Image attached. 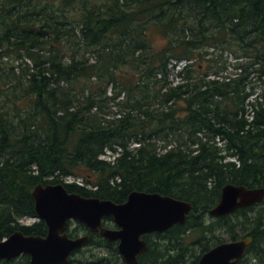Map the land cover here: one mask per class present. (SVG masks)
Here are the masks:
<instances>
[{
    "label": "trees",
    "instance_id": "1",
    "mask_svg": "<svg viewBox=\"0 0 264 264\" xmlns=\"http://www.w3.org/2000/svg\"><path fill=\"white\" fill-rule=\"evenodd\" d=\"M41 183L192 202L141 264H196L220 230L252 236L242 263L264 264L261 205L205 221L226 185L264 188V0H0V241L47 234L21 223ZM109 252L92 264H118Z\"/></svg>",
    "mask_w": 264,
    "mask_h": 264
},
{
    "label": "water",
    "instance_id": "2",
    "mask_svg": "<svg viewBox=\"0 0 264 264\" xmlns=\"http://www.w3.org/2000/svg\"><path fill=\"white\" fill-rule=\"evenodd\" d=\"M32 194L38 216L48 225V234L46 237H34L16 232L0 241V260L12 261L28 254L31 264H68L71 254L90 240L89 236L71 239L65 233L68 221L74 219L87 225L94 233L100 231L110 241L120 239L119 249L127 263L138 264L137 255L147 248L141 236L165 232L176 224H184L193 209L192 203L145 192H133L125 204L119 205L110 200L71 194L62 184H40ZM263 200L264 189L227 185L220 203L210 214L214 217L228 215ZM105 217H114L122 230L103 228ZM252 242V238H247L221 244L207 252L198 264H239Z\"/></svg>",
    "mask_w": 264,
    "mask_h": 264
},
{
    "label": "rangeland",
    "instance_id": "3",
    "mask_svg": "<svg viewBox=\"0 0 264 264\" xmlns=\"http://www.w3.org/2000/svg\"><path fill=\"white\" fill-rule=\"evenodd\" d=\"M229 53L231 54L230 51L224 52V53H223V59H224V60H227V61H228V65L232 66V68H231V69H233L232 72H235V71L240 72L239 70H234V69L236 68V67H235V62H236V60H234V58L231 57ZM216 54H221V52H217ZM214 56H218V55H214ZM243 61H246V63H248V62H250V61H252V60L247 59V60H243ZM13 65H14V64H11V63L6 64L5 61L2 62V66H3L5 69H2L1 72H2L3 70H5V71L8 73V71H11V70H10V66H13ZM256 67H257V66H255V67H253V68H256ZM17 70L20 71L19 69H17ZM25 71H26V70H24L23 73H25ZM18 73H20V72H18ZM253 80H254L253 83H254L255 86L258 88V85L260 84V82L258 81V78H257V77H253ZM113 104H114L113 102L110 104V106H111L110 109H111V110H116L118 107L114 106ZM106 158L109 159L108 156H106ZM230 160H231V161H235V159H230ZM72 180H73V179H71L70 181H72ZM74 180H76V181H81L80 179H75V178H74ZM261 208L264 210V203L261 205ZM35 221H36V218H32V217H28V218L23 219V223L26 224V225L33 224ZM205 221H206V222H212V221H214V219L211 218L210 216H205ZM218 235H219V238H220V239L227 240V239L230 238L229 235L226 233L225 230H220V231L218 232ZM85 251H86L85 253L79 255V258L95 260L97 257H106V256H109V254L107 253L106 250H103V249H97V248H95L94 246L87 247ZM95 257H96V258H95ZM109 257H110V256H109ZM19 259H20V258H19ZM19 259H18V260H19ZM116 261L119 262V259L116 258ZM118 264H120V263H118ZM259 264H263V263L261 262V263H259Z\"/></svg>",
    "mask_w": 264,
    "mask_h": 264
},
{
    "label": "flooded vegetation",
    "instance_id": "4",
    "mask_svg": "<svg viewBox=\"0 0 264 264\" xmlns=\"http://www.w3.org/2000/svg\"><path fill=\"white\" fill-rule=\"evenodd\" d=\"M110 220H106L105 221V226H107V227H110V228H112V229H120L118 226H117V224H115L114 222H113V220L111 219V218H109ZM78 227V226H77ZM85 234H87L86 232H83V231H81L80 232V235L81 236H83V235H85ZM98 235H100V233H97ZM158 233L157 232H155V233H151V234H147V235H144L142 238H143V240H145V241H147L146 243L148 244V247H147V250L145 251V253L144 254H142V256H140V257H142V258H146V256H147V253H148V251H149V248H150V244L152 243V245H155V244H157V243H159V239H158ZM154 240V241H153ZM151 242V243H150ZM115 244L118 246V242H115ZM85 252V250H82V251H80V253H84ZM108 253V252H107ZM106 258H108L109 260H110V257L109 256H107ZM96 260V259H95ZM80 262H82V264H92V263H94V262H99V261H94V260H90V259H86V260H82V261H80ZM124 262H126V261H119V263L121 264V263H124Z\"/></svg>",
    "mask_w": 264,
    "mask_h": 264
},
{
    "label": "bare ground",
    "instance_id": "5",
    "mask_svg": "<svg viewBox=\"0 0 264 264\" xmlns=\"http://www.w3.org/2000/svg\"><path fill=\"white\" fill-rule=\"evenodd\" d=\"M122 110V109H121ZM228 185H235V184H228ZM237 186V185H236ZM89 188V187H88ZM222 192V191H221ZM196 214V213H195ZM237 217V216H236ZM262 218V217H261ZM199 219V218H198ZM227 227V226H226ZM189 231V230H188ZM176 240V239H175ZM183 240V239H182ZM99 242V241H98ZM255 242V241H254ZM107 244V243H106ZM208 245V244H207ZM260 246V245H259ZM189 251V250H188ZM193 253V251H192ZM96 258V257H95ZM263 262V261H262Z\"/></svg>",
    "mask_w": 264,
    "mask_h": 264
}]
</instances>
